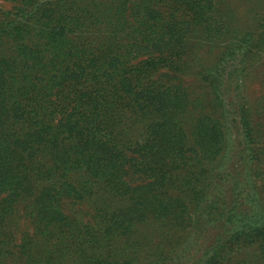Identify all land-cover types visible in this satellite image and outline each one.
<instances>
[{
	"label": "trees",
	"instance_id": "16d2710c",
	"mask_svg": "<svg viewBox=\"0 0 264 264\" xmlns=\"http://www.w3.org/2000/svg\"><path fill=\"white\" fill-rule=\"evenodd\" d=\"M0 264H264V0H0Z\"/></svg>",
	"mask_w": 264,
	"mask_h": 264
},
{
	"label": "rangeland",
	"instance_id": "374dc122",
	"mask_svg": "<svg viewBox=\"0 0 264 264\" xmlns=\"http://www.w3.org/2000/svg\"><path fill=\"white\" fill-rule=\"evenodd\" d=\"M249 87V93H250V97H252L253 99H256L260 93V89L261 87H259V83H250Z\"/></svg>",
	"mask_w": 264,
	"mask_h": 264
}]
</instances>
